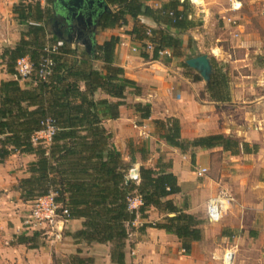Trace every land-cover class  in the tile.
Listing matches in <instances>:
<instances>
[{"label": "crops", "instance_id": "1", "mask_svg": "<svg viewBox=\"0 0 264 264\" xmlns=\"http://www.w3.org/2000/svg\"><path fill=\"white\" fill-rule=\"evenodd\" d=\"M20 1L22 0H0V82L15 79L19 80L23 87H32L35 85L34 76L17 78L15 73L7 71L1 58L3 50L14 47L21 39V32L27 28L13 12L14 5ZM23 1H40L43 8H49L48 5H51L54 20L52 24L47 25V37L49 39L56 36L67 41L72 48L79 46L80 50H86L78 38H90L94 45L102 44L113 35L120 36L121 41L115 49V63L124 68L126 77L134 80L141 91L136 93L128 90L126 103L120 106V117L106 118L103 124L112 134V143L126 160L130 158L131 141L137 147H148L150 153L147 159L143 160L139 153L136 154L137 167L142 163L154 166L163 155L168 157V161L172 163L171 170L178 176L182 188L180 193L170 198L185 211L204 220L201 225L203 238L193 243L190 253L184 251L175 234L164 229L148 227L146 233L135 241L133 248L127 247V260L134 264H228L226 255L232 253L230 264H264V17L257 22L256 17L246 9L247 6L253 9V3L258 5L259 0H242L243 9L240 11L229 10V0H202L200 5L190 6L189 18L197 25L188 29L185 35L200 25L196 22V17L204 13L206 18L212 5L220 4L225 36L206 35L208 39L212 37L214 45L202 44L200 40L208 32L203 34L196 29L193 42L196 45L195 41L199 39L198 44L202 46L190 44L187 49H183L187 53L193 47L192 53L190 52L192 57L208 55L213 69L214 61L223 66L229 76V98L224 100L212 99L207 91L209 82L203 77L196 80L194 75L184 71L186 67L182 62L186 63L188 55H185L187 57H184V60L172 55L152 59L151 56L143 57L142 50H133V46L142 48L143 45L128 33L136 23L134 19H130L124 26L102 29L98 25L92 34L84 37L80 35L69 41L65 39L66 31L58 20L64 15L63 9L59 4L54 8L56 0L51 3L47 0ZM143 1L153 8H160L170 2ZM262 13L264 14V9ZM228 16L234 17L237 24H229L226 19ZM137 23L150 28H169L174 32L173 28L146 16H140ZM60 30L65 36L64 39L57 33ZM180 60L182 62L178 63ZM96 64L100 69L103 66L102 62ZM104 97L115 100L103 92L97 95V98ZM137 102L151 105L150 118L142 119L141 114L135 111L132 104ZM167 117L179 119L184 138L225 134L247 142L251 151L233 154L223 147H198L195 149V163H192L190 153H183L179 148L170 146L156 133L154 120ZM140 126L146 130V135H141ZM218 151L222 152L221 160L215 156ZM35 159L34 153H14L0 164V264L53 262V249L46 244H40V237L36 241L38 247H30L16 241V237L21 234H33L34 227L27 225L30 223L27 220L30 216L27 211L33 201H24L21 198L18 184L20 179L31 175L28 166ZM190 166L196 170H192ZM200 168H207L210 172L207 179L199 184L196 180H186L195 179L194 174L198 176L197 170ZM216 168L217 174L214 173ZM220 183L231 186L228 192L233 200L223 218L219 222H211L207 218L206 206L208 200L218 193L216 184ZM163 216V213L152 207L149 217L138 218L135 225L159 221ZM81 225L82 219H70L65 225L61 239L50 237L51 245L55 246L54 251L62 249L65 253L73 254L78 245L74 243L70 233L78 230ZM137 237L138 234H135L134 238ZM83 244L87 245H80ZM93 255L91 250L84 257ZM108 261L112 263L110 253ZM96 262L100 263L99 257Z\"/></svg>", "mask_w": 264, "mask_h": 264}, {"label": "trees", "instance_id": "2", "mask_svg": "<svg viewBox=\"0 0 264 264\" xmlns=\"http://www.w3.org/2000/svg\"><path fill=\"white\" fill-rule=\"evenodd\" d=\"M106 1L111 10L99 18L98 25L102 29L124 26L134 19L136 23L128 33L143 44L151 42L155 45L152 53L142 52L143 57L158 59L161 48H169L172 56L185 55L183 48L187 49V46L182 34L197 25L189 18L191 8L187 0H170L160 8H153L143 0ZM13 12L27 28L21 32L20 41L14 47L5 48L1 54L11 74L15 73L17 60L25 55H29L37 67L42 56L47 54L44 47L60 40L56 36L48 39L47 25L53 23L54 16L40 1L25 3L22 0L14 5ZM140 16L163 23L174 32L169 28L138 24ZM62 41L57 52L48 53L54 64L47 80L34 75L32 87H23L15 79L0 82V164L14 153H34L36 159L28 166L31 175L19 180L21 198L33 201L53 192L60 204L59 211L67 208L70 219H82L81 227L70 233L78 245L76 253L70 255V264L93 262L92 257L81 255L83 249L79 245L82 243L88 246L111 244L112 263L134 264L127 260V247L133 248L148 227L175 234L184 251L190 253L193 243L203 238L201 225L204 220L185 211L170 198L182 191L178 176L171 170V161L159 158L154 166L142 163L139 166L140 181L129 179L130 169L138 162L136 154L145 160L150 151L145 145L137 147L131 141L130 158L126 160L112 143V134L103 124L106 118L120 117V106L126 103L128 90L141 91L134 80L126 77L124 68L115 63L120 36L113 35L102 44L94 43L90 52L80 50L79 46L72 48L67 41ZM190 57L191 54L187 58ZM96 62L103 63L101 69ZM182 64L190 69L185 62ZM214 69L207 91L214 100L228 99V73L215 61ZM193 75L196 80L202 79L199 74ZM99 92L115 100L97 98ZM132 105L142 119L150 118V104L137 102ZM48 116L54 119L57 128L51 143H34V133L42 128V122ZM154 125L156 133L166 143L183 153H190L192 163H195L198 147H223L233 154L251 151L247 142L225 134L184 138L181 123L174 117L155 119ZM134 197H139L142 204L131 209L130 201ZM152 207L163 213V218L136 226L138 218L149 217ZM43 234H48V228H34L32 235L21 234L16 241L38 247L36 241ZM135 234H138L137 239Z\"/></svg>", "mask_w": 264, "mask_h": 264}, {"label": "built area", "instance_id": "3", "mask_svg": "<svg viewBox=\"0 0 264 264\" xmlns=\"http://www.w3.org/2000/svg\"><path fill=\"white\" fill-rule=\"evenodd\" d=\"M156 3L159 0H154ZM193 5H200L202 0H189ZM231 11H240L243 9L242 0H229ZM172 14V12H170ZM229 24H237V20L234 17H226ZM63 44L62 40L57 41L55 44H47L44 47V51L47 53L45 56H42L38 66L36 67L32 62L29 55L20 57L16 62L15 67V76L17 78H28L30 76H37L39 79L47 80L49 75L52 72L53 59L48 53L57 52L59 46ZM155 45L151 42H146L142 45V48L133 46V50L152 53ZM159 56H171L172 52L169 48H161L159 51ZM141 135H146L147 132L140 126ZM57 128L55 121L52 117L48 116L42 122V128L39 131H36L32 137L34 143L43 142L46 144L51 143L53 135L55 134ZM137 169V171L135 170ZM135 170V171H134ZM207 172V168H200L197 170L198 176H203ZM128 178L134 180L135 182L140 181L139 168L135 165L130 169ZM233 198L232 195L226 190L221 189L215 196L211 197L206 206L207 218L211 222H219L224 214L230 207ZM142 201L139 197H134L130 201V208L136 209ZM30 219L34 222L35 227H46L48 228V234L59 237L65 228L66 223L70 220L69 211L67 208H64L62 211H59L60 204L55 200V194L50 192L44 196H40L37 199L33 200L31 205ZM228 264L231 263L232 253L226 255Z\"/></svg>", "mask_w": 264, "mask_h": 264}, {"label": "rangeland", "instance_id": "4", "mask_svg": "<svg viewBox=\"0 0 264 264\" xmlns=\"http://www.w3.org/2000/svg\"><path fill=\"white\" fill-rule=\"evenodd\" d=\"M255 4L256 3H253V5H254L253 9H251L250 6H247L246 9L248 11H250L253 16L256 17V20L258 22L260 19H262L264 17V14L262 13V10L264 9V0H259L257 3L258 5H255ZM189 5L191 7L193 6V4L190 2H189ZM48 7L50 8L51 5H48ZM220 11H221L220 4L215 3L214 5H212L211 10H209V12H207L206 18H204V16H203L204 13H202L199 17H196V22L198 24H200L196 29H198L203 34H205V32H208L207 34L202 36V38L200 40V42L202 41L201 42L202 44L204 43V44H208V45H214V43L212 42L213 41L212 37L210 39H208L209 37L207 38L206 35H208V36L218 35L219 37L225 36L226 33L224 31V28H223V22H222L223 20L221 19L222 14L220 13ZM196 29L194 30V28H193V31H190L188 33V35H185L184 33L182 34V35H184L183 40H184V43L186 46H189L190 44H191V46L195 45L193 42V40H194L193 38H194V35H196L195 34ZM198 42H199V39H198V41H195L196 47H199L201 45V44H198ZM192 50H193V47L190 50L191 53H192ZM202 51L204 52V49H202ZM190 52L188 51L187 53H185V55H189ZM185 55L181 57L183 60L187 57ZM181 62H182L181 60L178 61V63H181ZM184 71L186 73L188 72V74H192V75L194 74V70L192 68H190V69L185 68ZM149 134H151V133H149ZM148 138H150V136ZM153 140L155 141V139H153ZM215 156L217 158H219V160H221L222 159V152L221 151L216 152ZM163 158L167 161L169 160L168 157H166L165 155H163ZM138 168H139V166H138ZM190 168L192 170H196L195 167H193V166H190ZM214 173H216V174L218 173L217 168L214 169ZM209 175H210V172L207 171L205 176L198 177L197 175L194 174L195 179H186V180H191V181L196 180V182L199 184V183H202L205 179H207V176H209ZM216 186H218L217 192H219L223 188L226 189L227 191H229L231 188V186H229V184L225 185L224 183L216 184ZM232 186H233V184H232ZM31 207L32 206H30L28 208V211H27V213H29V214L31 213ZM30 218H31L30 216H29V218L27 217V220L30 222V223H27V225L28 226L31 225V226L35 227L34 222H32V220ZM33 232H34V229H33ZM61 236H62V234L59 237H57V236L55 237L54 235L51 236L48 234H46V235L43 234L42 236H40V239H39L40 244H46L47 247H51L53 249V254H52L53 262H52V264H70V255L72 253L71 254L65 253V251H63L62 249H60L59 251H54L55 246L51 245L52 243L50 242L52 237L56 238V239L57 238L61 239ZM92 245L94 246V244H92ZM92 245H90V246H87L85 244L79 245L83 249L82 250L83 253L81 255L84 256L87 252L92 250V253L94 254L92 258L94 260L91 264H112V263H109V261H108V255L111 251V246H112L111 244H105V245H99V244L97 245L96 244L95 247H93ZM95 251H96V253H95ZM74 253H76V250L74 251ZM90 256H92V255H90ZM98 257L100 258V263L96 262V259H98Z\"/></svg>", "mask_w": 264, "mask_h": 264}, {"label": "water", "instance_id": "5", "mask_svg": "<svg viewBox=\"0 0 264 264\" xmlns=\"http://www.w3.org/2000/svg\"><path fill=\"white\" fill-rule=\"evenodd\" d=\"M58 4L62 7L64 12L63 14L67 18L71 19L76 16L79 20V23L76 25L77 28H79V34L83 33V30L90 26L92 27L93 32H95L98 26V18L101 17L104 12L111 10V7L106 0H56L54 8H56ZM56 23L58 24V21ZM57 33L61 38H65L61 30ZM65 39L69 41L73 40L69 34ZM77 40L84 44L87 51L90 52L93 49L94 45L92 39L78 38ZM186 64L195 69L207 82L210 81L211 76L214 73V69L208 55L201 54L196 57L189 58L186 60ZM135 170L137 171L136 168ZM170 215L174 214L171 213Z\"/></svg>", "mask_w": 264, "mask_h": 264}, {"label": "flooded vegetation", "instance_id": "6", "mask_svg": "<svg viewBox=\"0 0 264 264\" xmlns=\"http://www.w3.org/2000/svg\"><path fill=\"white\" fill-rule=\"evenodd\" d=\"M100 18V17H99ZM99 18H98V23H99ZM58 19V18H57ZM61 23L62 28L64 31H66V37H68V34L72 38H77L78 36L81 35V37L88 36L89 34H92L93 29L92 27H87L83 30V33L79 34V28H77V24L79 23V20L76 18H67L65 15H61L58 19Z\"/></svg>", "mask_w": 264, "mask_h": 264}]
</instances>
